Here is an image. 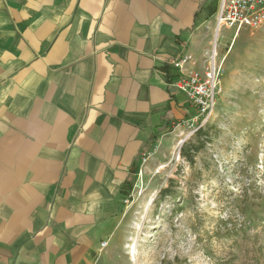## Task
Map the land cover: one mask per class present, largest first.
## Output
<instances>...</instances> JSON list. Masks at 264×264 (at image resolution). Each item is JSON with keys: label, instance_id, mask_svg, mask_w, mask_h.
<instances>
[{"label": "crops", "instance_id": "crops-1", "mask_svg": "<svg viewBox=\"0 0 264 264\" xmlns=\"http://www.w3.org/2000/svg\"><path fill=\"white\" fill-rule=\"evenodd\" d=\"M219 3L0 0V264H110L142 159L196 113L173 62L204 71Z\"/></svg>", "mask_w": 264, "mask_h": 264}, {"label": "rangeland", "instance_id": "rangeland-1", "mask_svg": "<svg viewBox=\"0 0 264 264\" xmlns=\"http://www.w3.org/2000/svg\"><path fill=\"white\" fill-rule=\"evenodd\" d=\"M215 51V112L150 148L110 264H264V23L223 28Z\"/></svg>", "mask_w": 264, "mask_h": 264}, {"label": "built area", "instance_id": "built-area-1", "mask_svg": "<svg viewBox=\"0 0 264 264\" xmlns=\"http://www.w3.org/2000/svg\"><path fill=\"white\" fill-rule=\"evenodd\" d=\"M264 23V0H220L219 10L216 16L217 34L223 28L240 31L243 28H258ZM191 57L183 56L174 60L173 66L179 72L175 88L188 96L196 113L186 123L200 125L210 122L216 106L219 91V72L216 55H212L203 72H187L186 66L190 64ZM149 155L142 159L141 165H145ZM142 174L139 169L138 175ZM108 243L102 244L107 248Z\"/></svg>", "mask_w": 264, "mask_h": 264}, {"label": "trees", "instance_id": "trees-1", "mask_svg": "<svg viewBox=\"0 0 264 264\" xmlns=\"http://www.w3.org/2000/svg\"><path fill=\"white\" fill-rule=\"evenodd\" d=\"M179 75L176 76V78L178 79ZM200 151V148L199 147H196L194 148V153L197 154L198 152ZM186 159H188L191 163H193V159H194V156L192 155H189V154H185L184 156ZM136 169H134L135 171ZM133 188H134V182L132 183H129L128 186H127V190H126V195L129 197L131 195V192L133 191Z\"/></svg>", "mask_w": 264, "mask_h": 264}, {"label": "bare ground", "instance_id": "bare-ground-1", "mask_svg": "<svg viewBox=\"0 0 264 264\" xmlns=\"http://www.w3.org/2000/svg\"><path fill=\"white\" fill-rule=\"evenodd\" d=\"M215 54L217 55V51H215Z\"/></svg>", "mask_w": 264, "mask_h": 264}]
</instances>
